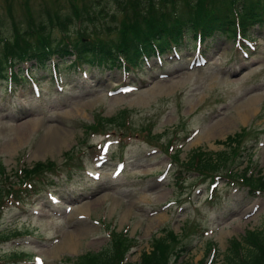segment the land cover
Here are the masks:
<instances>
[{"label": "rangeland", "instance_id": "1", "mask_svg": "<svg viewBox=\"0 0 264 264\" xmlns=\"http://www.w3.org/2000/svg\"><path fill=\"white\" fill-rule=\"evenodd\" d=\"M132 1L0 0V38L11 32L12 18L21 27L31 15L35 23L46 24L47 14L55 9L67 13L73 3L85 4L93 16L66 25L67 33L89 31L93 23L103 34V27L119 22L124 7L129 10ZM262 27L254 26L246 34L254 39V50H248L252 53L245 59L234 50L231 39L215 34L202 41L206 62L201 67H188L194 52L193 40L187 38L177 48L180 59L163 55L159 65L151 58L152 62L140 63L124 76L118 67L92 65L84 66L81 75L68 61L56 59L58 86L52 83L49 69L27 65L32 77L40 80L38 96L31 94L24 80L13 91L0 83V165L7 178L0 176V187L16 181L21 166L45 159L56 166L53 174L36 184V193L23 197L18 205L5 202L0 231L19 235L0 243V264H31L33 255H40L43 264H73L81 254L112 246V233L131 239L132 247L123 254V261L136 263L139 254L149 249L150 239L168 230L183 245L179 256H170L169 264H198L210 252L212 263L218 264L231 238L239 239L246 229L260 228L263 190L251 195L245 185H229L223 177L227 168H221L217 172L222 179L211 200L205 190L209 178L195 186L199 191L191 187L194 172L180 191L172 178L177 165L169 154L179 148L176 160L182 164L196 149L211 155L227 152L228 145L218 141L240 132L234 146H240L238 158L230 152L226 163L234 160L238 169L250 163L252 174L264 175ZM52 35H58L57 28ZM124 84L131 85L129 90L114 89ZM250 99L255 107L242 121L237 114ZM108 117L122 125L106 124ZM19 129L27 131L20 138L16 135ZM105 137L111 143L104 162L97 166L95 145ZM42 145L46 149L37 153ZM169 146H173L171 151ZM118 161L123 171L111 177ZM166 168V176L157 181ZM85 169L97 171L98 178L89 179ZM48 195H54L57 202L50 203ZM12 253L18 254L11 257Z\"/></svg>", "mask_w": 264, "mask_h": 264}, {"label": "trees", "instance_id": "2", "mask_svg": "<svg viewBox=\"0 0 264 264\" xmlns=\"http://www.w3.org/2000/svg\"><path fill=\"white\" fill-rule=\"evenodd\" d=\"M150 2L152 1H144L140 9H137L139 5L136 2L133 3L132 10L124 11L119 22L103 28L104 34H115L105 41L98 38L101 28H96L93 23L89 31L85 28L73 34L67 33L66 25L75 24L76 21L80 23L84 17L89 19L91 12L85 4L79 7L73 3L67 13L52 11L46 16L48 20L46 24L39 22V25L31 17L26 19L22 27L13 21L14 25L9 35L0 38V78L16 79L17 76H21L18 64L23 61H34L37 66L45 67V61L52 55L61 59L67 56L73 57L72 67L81 64H90L99 69L119 67L121 66L119 58L133 66L142 53H152L155 49L162 51L169 47L171 42L177 43L184 33L198 32L204 37L215 32L227 33V36L233 37L238 28L245 33L254 24L260 26L264 23V0H193L185 3L186 8L181 13L174 6V1L171 5L170 3L154 5ZM235 4L239 5L237 13L234 12ZM55 28L58 36L52 35V30ZM60 32H62L61 36ZM14 64L17 65V73L9 71L7 74V66L13 67ZM113 122L121 123L113 117L105 120V123ZM239 137L240 132H237L224 141H218L228 145L227 152L221 150L211 155L201 151L199 153L197 149L191 151L176 170L175 183L180 186L179 181L191 168L198 170V173L227 168L228 172L240 176L250 187L264 188V176L259 174L246 176L244 175L246 166L238 170L232 169L230 162L226 163L229 153L235 152L234 146L240 140ZM174 157L177 158L176 154ZM53 164V161L45 159L36 161L30 166H23L16 177L17 182L27 178H42L44 171L50 170ZM1 168L0 165V176L5 179ZM2 191L3 187H0V195ZM113 235L112 246L96 253L81 254L74 258L73 263L119 264V260L129 247L130 240L119 234ZM1 237L4 235L0 234ZM177 245V235L168 230L162 236L150 239L149 249L139 254L136 263L127 264H169L170 256L173 258L178 256ZM171 262L173 263V260ZM218 264H264V221L260 228L246 229L239 240L230 239Z\"/></svg>", "mask_w": 264, "mask_h": 264}, {"label": "bare ground", "instance_id": "3", "mask_svg": "<svg viewBox=\"0 0 264 264\" xmlns=\"http://www.w3.org/2000/svg\"><path fill=\"white\" fill-rule=\"evenodd\" d=\"M254 100L253 99H250V100H248L246 103H244V105L241 107V109L239 110V112H238V114H237V116H238V119H240V120H244L245 118H246V116H247V114L250 112V111H252L253 109H254ZM250 119V118H249ZM227 124V123H226ZM220 126V125H219ZM24 127V126H23ZM22 127V128H23ZM25 129H19V131L17 132V134L16 135H18V137L20 138V137H22V136H24V134L27 132L26 130L24 131ZM222 130V129H221ZM220 130V131H221ZM46 149V146L45 145H42L41 146V148H38V150H37V153H42L43 152V150H45ZM66 244L69 246L70 244H71V240L70 239H68V242H66Z\"/></svg>", "mask_w": 264, "mask_h": 264}]
</instances>
